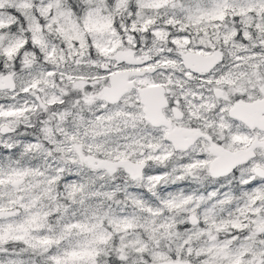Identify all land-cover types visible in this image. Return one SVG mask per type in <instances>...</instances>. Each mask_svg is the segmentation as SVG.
<instances>
[{"label":"snow or ice","instance_id":"1","mask_svg":"<svg viewBox=\"0 0 264 264\" xmlns=\"http://www.w3.org/2000/svg\"><path fill=\"white\" fill-rule=\"evenodd\" d=\"M0 264H264V0H0Z\"/></svg>","mask_w":264,"mask_h":264}]
</instances>
